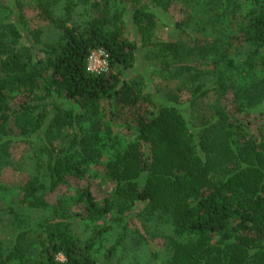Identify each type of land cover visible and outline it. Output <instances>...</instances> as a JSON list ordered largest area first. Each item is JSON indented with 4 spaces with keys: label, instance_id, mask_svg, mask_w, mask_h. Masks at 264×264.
Masks as SVG:
<instances>
[{
    "label": "trees",
    "instance_id": "obj_1",
    "mask_svg": "<svg viewBox=\"0 0 264 264\" xmlns=\"http://www.w3.org/2000/svg\"><path fill=\"white\" fill-rule=\"evenodd\" d=\"M245 2L243 14L240 0H33L60 39L42 45L37 28L24 45L14 22L21 7L0 1V171L13 140H45L19 207L3 203L13 189L0 181V229L9 231L0 264H97L106 222L136 219L170 229L168 264H264V0ZM174 4L191 10L176 25L181 38L155 43ZM56 7L82 20L54 19ZM198 12L209 17L195 27ZM94 52L105 56L100 74L87 71ZM140 60L147 77L129 74ZM212 92L229 95L232 110L199 108ZM251 113H259V137ZM62 131L70 138L56 147ZM91 167L100 170L97 194L87 184L67 201L43 198L47 185L55 192L68 179L84 181ZM26 210L46 215L33 222ZM75 217L105 225L83 243Z\"/></svg>",
    "mask_w": 264,
    "mask_h": 264
},
{
    "label": "rangeland",
    "instance_id": "obj_2",
    "mask_svg": "<svg viewBox=\"0 0 264 264\" xmlns=\"http://www.w3.org/2000/svg\"><path fill=\"white\" fill-rule=\"evenodd\" d=\"M0 1L1 5H3L5 8H9L10 6H12V9H14L16 13L17 6L14 5V3L18 4L21 7L22 10L20 11L19 16H16V18H14V22H18V27L21 29V34L23 36L21 42L24 45L30 44L29 41H26L27 35L29 33L31 34V32H33V30H36L37 28L40 31L39 41L42 45H55L59 41L60 31L58 30V27L55 26L51 21L45 19L40 14L38 9L34 7L33 0ZM240 2L242 3V12L244 14L247 10V3L245 2V0H240ZM189 13L191 14V10H183L177 4L172 5L167 13L160 17V19L158 20L153 41L155 43L178 41L181 38V34L176 25L182 22L184 18L189 15ZM52 16L54 19L62 18L64 20H67L68 25H77L78 23H75V20H78L77 18L82 20L80 14L73 15L69 19L61 7H56L53 10ZM208 17L209 14H202L201 12H198L194 17L195 19L192 23L193 26H198V22H202L200 19H202L203 22H207ZM125 22L129 24L127 19H125ZM202 26L206 29L209 28L204 24ZM203 35H206L207 37L205 38H208V40L211 41L210 39L212 37L208 36V34L205 33H203ZM205 38L202 37V39L206 40ZM102 62L101 59H99L98 55H95L92 60L91 67L99 71L100 69H103ZM146 65L147 64L145 62H141L140 60L139 62H137L134 71H131L129 74H141L147 77L146 74H142L145 73L146 70H149L145 68ZM202 69L205 72L209 70L207 63L202 65ZM210 78V81H212V79H215L214 77ZM148 80L149 79L146 78L144 79V82L147 84ZM176 88L175 85H173L168 89L174 90ZM216 102L222 104L223 107L232 110L229 104L230 96H223L221 98V96L219 95L216 96L214 92L205 97V99L203 100V104L200 105L199 108L204 109V107L213 106ZM58 103V106H61L64 109L66 108L76 110V106L72 102L60 99L58 100ZM46 108L51 113H53V106H47ZM248 117L249 119H255V121H253L254 125L252 126L251 131L254 130V132L259 137V113H251ZM232 118H239L245 121L247 117H239L236 113L235 115H232ZM36 136H38V134ZM36 136L30 138L31 141H36L35 144H32L26 140L21 141L17 139L13 140L14 142H11L9 145L8 152L10 154V157L7 161V164L3 165V168L0 171V181L8 185L13 190H11V194L9 196H6L4 198V204H11L15 207H19L17 203L19 197L16 196V194H18L19 192V187L31 175H33V173H35L36 160H38L39 162H44V154H41L38 151L43 138L38 141L36 140ZM69 138L70 132L62 131L61 136L54 141V146L61 147L65 146V144L67 145ZM100 179V170L91 167V170L86 174L84 181L68 179L64 184L58 186L55 192H51L47 185V190L43 192V198L51 204H55L58 199L67 201L68 197L74 194V191L77 190L76 188L78 186H86L87 184H89L91 186V190L95 194H97ZM69 207L74 214L81 212L80 207L78 206H72V204H69ZM26 214L29 215L33 222L40 220V218L45 217L46 215L42 211L35 210H26ZM106 224H111V230L104 235L100 243H96V247L93 250L95 251L97 264H168L171 258V251L169 249L170 246L168 240H166L165 237L171 235L170 229L166 228L160 223H146V221H143L140 224L137 219L134 222L126 220L124 226L122 222L119 223L118 221L111 223L107 221ZM104 225L105 224L103 223L95 226L82 222V220H80L78 217H75L74 219V230L83 243L90 241L94 237H96L97 231L103 228ZM8 234L9 231L4 227L0 229V238L6 237ZM146 240L148 241L147 243H145Z\"/></svg>",
    "mask_w": 264,
    "mask_h": 264
},
{
    "label": "built area",
    "instance_id": "obj_3",
    "mask_svg": "<svg viewBox=\"0 0 264 264\" xmlns=\"http://www.w3.org/2000/svg\"><path fill=\"white\" fill-rule=\"evenodd\" d=\"M95 55H98L99 59H101V62L103 63V69H100L99 71L95 70L93 67H91V64H92V60L94 58ZM107 68V64H106V61H105V56L103 53L101 52H94L91 57L89 58L88 60V69L87 71L92 73V74H100L102 73L103 71H105ZM60 259L62 260V258L60 257Z\"/></svg>",
    "mask_w": 264,
    "mask_h": 264
}]
</instances>
